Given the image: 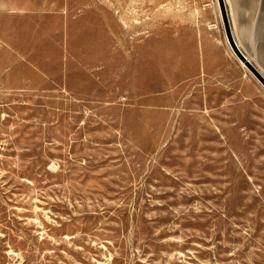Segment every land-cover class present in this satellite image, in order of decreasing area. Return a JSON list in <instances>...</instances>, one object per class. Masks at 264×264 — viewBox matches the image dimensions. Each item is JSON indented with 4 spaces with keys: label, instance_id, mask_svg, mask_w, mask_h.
I'll return each instance as SVG.
<instances>
[{
    "label": "rangeland",
    "instance_id": "obj_1",
    "mask_svg": "<svg viewBox=\"0 0 264 264\" xmlns=\"http://www.w3.org/2000/svg\"><path fill=\"white\" fill-rule=\"evenodd\" d=\"M0 264H264V87L219 0H0Z\"/></svg>",
    "mask_w": 264,
    "mask_h": 264
},
{
    "label": "crops",
    "instance_id": "obj_2",
    "mask_svg": "<svg viewBox=\"0 0 264 264\" xmlns=\"http://www.w3.org/2000/svg\"><path fill=\"white\" fill-rule=\"evenodd\" d=\"M225 2H226L228 10L229 8H231V5L233 6L232 10H229V13H230V18H231V22H232L234 30H235L236 24L242 22L243 18L245 19L244 21H247L248 23H251V24H256V25L264 24V0H234L232 4L230 3V0H225ZM236 6H237V9L235 10ZM233 12L235 15L233 14ZM254 37H255L254 38L255 47H257L258 62H254L250 57L249 58L264 73V42H262L261 40H259L260 38H258L260 37L258 33V28L255 31Z\"/></svg>",
    "mask_w": 264,
    "mask_h": 264
},
{
    "label": "water",
    "instance_id": "obj_3",
    "mask_svg": "<svg viewBox=\"0 0 264 264\" xmlns=\"http://www.w3.org/2000/svg\"><path fill=\"white\" fill-rule=\"evenodd\" d=\"M220 3V10L223 20V26L225 31L226 39L235 53V55L238 57V59L248 68L250 73L261 83V85L264 87V73L259 69V67L249 58V56L245 53L243 49H241L237 38L234 33L233 25L231 23L230 19V13L227 8L225 0H219Z\"/></svg>",
    "mask_w": 264,
    "mask_h": 264
},
{
    "label": "bare ground",
    "instance_id": "obj_4",
    "mask_svg": "<svg viewBox=\"0 0 264 264\" xmlns=\"http://www.w3.org/2000/svg\"><path fill=\"white\" fill-rule=\"evenodd\" d=\"M232 4V3H231ZM234 5V4H233ZM233 7V6H232ZM236 10V9H235ZM235 10H234V12H235ZM234 12H233V14H234ZM235 15V14H234ZM231 19V18H230ZM232 23V22H231ZM227 40V39H226ZM228 42V41H227ZM229 44V43H228ZM230 46V45H229ZM231 48V47H230ZM232 50V49H231ZM233 51V50H232ZM234 53V52H233ZM234 55H235V53H234ZM235 57H236V59L240 62V64H241V66L243 67V68H246L247 70H248V68L238 59V57L235 55ZM249 71V70H248ZM250 72V71H249ZM252 74V73H251ZM256 79V78H255ZM257 80V79H256Z\"/></svg>",
    "mask_w": 264,
    "mask_h": 264
}]
</instances>
